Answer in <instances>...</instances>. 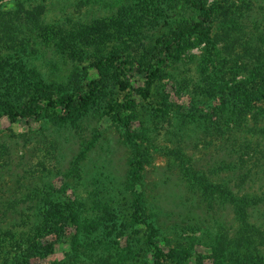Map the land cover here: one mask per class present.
I'll list each match as a JSON object with an SVG mask.
<instances>
[{
  "label": "rangeland",
  "instance_id": "rangeland-1",
  "mask_svg": "<svg viewBox=\"0 0 264 264\" xmlns=\"http://www.w3.org/2000/svg\"><path fill=\"white\" fill-rule=\"evenodd\" d=\"M203 1L210 40L188 34L148 84L129 77L126 135L113 67L69 115L5 113L68 94L76 70L86 84L102 56L139 61L200 11L0 0V264H264V0Z\"/></svg>",
  "mask_w": 264,
  "mask_h": 264
},
{
  "label": "trees",
  "instance_id": "trees-1",
  "mask_svg": "<svg viewBox=\"0 0 264 264\" xmlns=\"http://www.w3.org/2000/svg\"><path fill=\"white\" fill-rule=\"evenodd\" d=\"M188 4L200 11V18L189 24H184L178 30L171 32L165 36L139 61L133 62L128 60L123 53H112L91 62V67L96 71L97 77L90 79L86 84L81 83V74L78 70L71 74L72 90L68 94L61 95L57 98H46L42 102L34 101L26 110L20 112L8 110L5 114L15 120L17 117L25 119L27 117L36 118L42 112H55L59 116L71 114L75 108L83 107L89 103L96 93L97 83L103 73V70L108 67H113L119 72L120 83L123 88H128L129 91L122 102L115 104L113 108V119L120 124L126 135L130 131L131 117L129 111L132 107V88L129 84V77L139 76L148 84L154 79L160 71L163 64L166 62L167 56L171 50L180 46L182 37L188 34L197 33L206 41L210 40V23L212 17L211 9L204 4L203 0H186ZM198 181L204 190L211 185L206 179H193ZM211 189L217 190V186H212ZM221 190V189H220Z\"/></svg>",
  "mask_w": 264,
  "mask_h": 264
}]
</instances>
